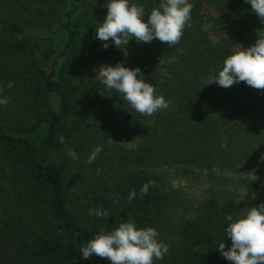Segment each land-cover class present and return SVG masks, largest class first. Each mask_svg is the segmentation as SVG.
I'll list each match as a JSON object with an SVG mask.
<instances>
[{
    "label": "trees",
    "instance_id": "16d2710c",
    "mask_svg": "<svg viewBox=\"0 0 264 264\" xmlns=\"http://www.w3.org/2000/svg\"><path fill=\"white\" fill-rule=\"evenodd\" d=\"M133 2L146 13L159 4ZM190 2V26L178 44L133 38L104 49L94 36L106 0H0V86L9 98L0 107V264H110L84 260L80 249L129 221L156 228L169 245L154 264H232L216 247L231 246L226 217L251 207L228 176H211L190 219L177 214L190 205L171 182L215 169L247 172L253 177L239 182L264 203V89L204 86L227 56L264 37V24L244 0ZM52 34L62 37L58 53ZM118 62L139 67L169 108L145 116L106 90L96 69ZM97 145L103 151L89 165ZM68 148L77 160L65 155ZM149 181L155 186L142 196ZM101 207L107 217L89 216Z\"/></svg>",
    "mask_w": 264,
    "mask_h": 264
},
{
    "label": "clouds",
    "instance_id": "9594fccd",
    "mask_svg": "<svg viewBox=\"0 0 264 264\" xmlns=\"http://www.w3.org/2000/svg\"><path fill=\"white\" fill-rule=\"evenodd\" d=\"M244 3L251 6V11L264 24V0H244ZM104 7L107 13L96 27L94 38L103 42L104 49L109 47V41L120 49L133 38L137 43L159 40L166 42L168 47L178 44L184 28L190 26L193 5L190 0H159L158 7L147 13L142 4L133 0H106ZM96 71L105 89L120 94L135 112L152 116L169 108L170 101L158 95L155 86L144 80L139 67L130 68L118 62L115 66L101 65ZM240 82L254 89H264V37L227 56L222 66L206 77L204 86L215 83L229 88ZM13 86L12 82L6 85L9 89ZM3 91L4 86H0V107L9 103V98L2 95ZM59 142L66 143L63 136L59 137ZM102 151V146H95L86 162L93 164ZM65 155L74 161L79 158L70 148L66 149ZM154 186L152 181L143 184L141 195H148L150 187ZM136 195L134 190L130 191L129 201ZM88 214L98 219L109 215L102 207L89 209ZM226 220L224 231L231 246L226 249L225 243H220L216 248L221 256L232 264H264V203L246 208L236 218L228 215ZM158 237L159 232L154 227L138 228L134 222H123L111 231H101L89 239L81 247L80 257L84 260L93 256L106 258L110 264H154L162 261L169 252V245Z\"/></svg>",
    "mask_w": 264,
    "mask_h": 264
},
{
    "label": "rangeland",
    "instance_id": "374dc122",
    "mask_svg": "<svg viewBox=\"0 0 264 264\" xmlns=\"http://www.w3.org/2000/svg\"><path fill=\"white\" fill-rule=\"evenodd\" d=\"M50 41H52V44L54 45V50L58 53L62 46L59 45V42L62 41V37L59 34H52L50 36ZM159 40H155L157 43ZM156 46V45H155ZM98 69V68H97ZM96 69V70H97ZM97 73V71H96ZM118 140L121 143H124L127 146H131L134 143L131 141H128L127 138L124 136H120ZM199 175L198 178H195L196 176H193L190 174V177H185L182 175H178L174 180H172L171 184L176 188H179L183 190L187 194L188 198V204L190 205L185 211H178L177 214L181 215L183 219H190L194 214H196V206L199 200L204 198L208 195V188L212 184V175H226L228 176L229 180H227L229 188L232 192L238 194V200L241 201L246 206H257L258 204H261L253 199V197L248 194V192L244 189V185H242L239 181L245 177H253L247 172H241V173H220L218 170H213L211 172H197ZM246 194V195H245ZM245 196V197H244ZM244 197V199H243ZM243 199V200H242Z\"/></svg>",
    "mask_w": 264,
    "mask_h": 264
}]
</instances>
